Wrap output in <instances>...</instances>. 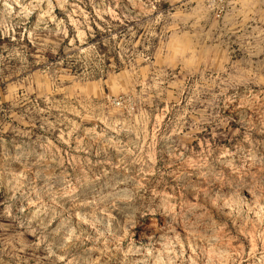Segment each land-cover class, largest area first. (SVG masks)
Instances as JSON below:
<instances>
[{
  "label": "clouds",
  "instance_id": "1",
  "mask_svg": "<svg viewBox=\"0 0 264 264\" xmlns=\"http://www.w3.org/2000/svg\"><path fill=\"white\" fill-rule=\"evenodd\" d=\"M0 40V264H264V0H0Z\"/></svg>",
  "mask_w": 264,
  "mask_h": 264
},
{
  "label": "rangeland",
  "instance_id": "2",
  "mask_svg": "<svg viewBox=\"0 0 264 264\" xmlns=\"http://www.w3.org/2000/svg\"><path fill=\"white\" fill-rule=\"evenodd\" d=\"M124 2H126V0H124ZM14 7H16L17 11H19L18 6H14ZM6 42L7 41H5V40H0V44L6 43ZM24 42L28 43L27 40H25ZM29 47H31L30 44H29ZM113 62H114L113 59L110 57L109 63L112 64ZM0 87H5V85L0 84ZM249 96H251L253 98V101L256 103L257 107H259L260 105H264V85L254 86L253 91L249 93ZM244 103H245V99H244V97H241V99L237 102L236 106L240 107ZM5 104H7V101L5 102ZM163 107H168V103L165 102L163 104ZM249 110L252 111L253 109L250 108ZM97 130L99 131V129H97ZM231 131H232L233 135L228 136L227 139H225L223 141V146L226 148L233 144V137L238 134V130L236 128H232ZM205 139H207V137L205 135L197 134L188 142V144L194 152L195 151H203V148L201 147V145ZM208 142L211 143V140H209ZM58 147L66 148L67 146L58 145ZM73 147H75L74 144H73ZM169 167H171V165H169ZM69 171H71V168H69ZM141 183H146V182L141 181ZM173 188H175V184L170 183L167 186L153 187L151 192L153 195H155L157 192H160V193H167L169 196H172L173 195V192H172ZM184 195H185V193H184L183 189H181L179 192V196L183 197ZM6 199H7V197L0 195V223H7V221H8L7 213L10 210L13 212V214H15L14 208L10 209L8 206H6V203H5ZM141 224H144L145 227L143 229H141L139 226H137V228L133 229V232L146 231V232L150 233V232L154 231L156 227L159 226L158 217H151V218L146 217L145 219L141 220ZM25 238L28 239L29 241H33L35 239L34 237H30L27 234H26ZM132 239H138V237L133 236ZM187 251L189 254H191V249H187ZM29 264H34V262L29 261Z\"/></svg>",
  "mask_w": 264,
  "mask_h": 264
},
{
  "label": "bare ground",
  "instance_id": "3",
  "mask_svg": "<svg viewBox=\"0 0 264 264\" xmlns=\"http://www.w3.org/2000/svg\"><path fill=\"white\" fill-rule=\"evenodd\" d=\"M155 226V225H154ZM156 229V228H155ZM155 231V230H154Z\"/></svg>",
  "mask_w": 264,
  "mask_h": 264
}]
</instances>
